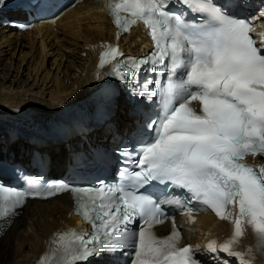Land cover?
Instances as JSON below:
<instances>
[{"label": "snow or ice", "instance_id": "obj_1", "mask_svg": "<svg viewBox=\"0 0 264 264\" xmlns=\"http://www.w3.org/2000/svg\"><path fill=\"white\" fill-rule=\"evenodd\" d=\"M105 7L117 39L142 22L154 46L144 58L120 60V49L106 45L99 59V69L115 61L107 75L124 81L132 95L156 98L133 135V150H121L131 167L114 182L90 187L38 176H25L20 187L0 182V225L10 224L29 198L67 192L93 230L55 233L37 264H81L118 250L130 256L127 264H203L191 245L179 246L174 218L166 237L154 227L169 219L165 205L181 209L190 223L193 213L210 210L233 225L219 251L251 264L252 249L235 246L250 228L264 256V166L244 162L264 157V34L259 45L251 35L257 17L217 0H105ZM145 65L156 75L140 84ZM206 247L217 252L215 241Z\"/></svg>", "mask_w": 264, "mask_h": 264}, {"label": "bare ground", "instance_id": "obj_2", "mask_svg": "<svg viewBox=\"0 0 264 264\" xmlns=\"http://www.w3.org/2000/svg\"><path fill=\"white\" fill-rule=\"evenodd\" d=\"M104 3L105 0H85L55 23L24 33L0 25V123L6 122L11 127L6 135H0V156L28 163L27 159L36 149L54 175L70 162L71 148H86L87 144L106 147L128 133L129 125L137 117L131 114V106L120 94L113 115L101 130L86 135L82 140L64 139L66 130L99 114L98 107L103 103L99 88L109 67L98 68L100 55L105 50L103 46L115 44L122 53L140 55V46L146 44L141 30H131L128 35L120 33L117 39L118 32L112 27L111 19L103 8ZM262 13L264 0H261L260 11L261 32L264 33ZM55 47H58L56 58L51 66H56V73L49 79L45 61L48 51ZM17 53V62L12 65L11 61ZM5 56H9L8 59ZM2 61L6 63L2 65ZM98 71L101 73L99 80L96 78ZM71 105L79 113L63 115L61 112ZM38 113L48 116L53 113V125L46 127L47 133L40 126L32 128L34 123L30 119ZM14 124L21 125L20 128L25 126L27 130L32 128V134L26 136L21 130L18 132ZM48 129L56 133H49ZM250 161L264 166V158ZM71 209L72 203L67 194L45 202L27 201L10 224L0 225V264H33L48 249L55 233L77 223ZM231 231V223L202 215L188 229L183 242L198 247L215 241L220 247ZM249 248L252 254L246 259L251 264H264L246 230L236 250ZM231 257L232 264H239L235 261L238 260L236 257Z\"/></svg>", "mask_w": 264, "mask_h": 264}, {"label": "rangeland", "instance_id": "obj_3", "mask_svg": "<svg viewBox=\"0 0 264 264\" xmlns=\"http://www.w3.org/2000/svg\"><path fill=\"white\" fill-rule=\"evenodd\" d=\"M59 38L61 39L60 36H59ZM57 48L58 47H55V49L49 50L48 54H47V57H46L45 70H46V72H49V79L52 78L51 76H54L55 73H56V66L53 65V67H52L51 66V62L56 58L55 52H56ZM25 51H27V50H25ZM62 53H63V51H62ZM7 57H9V56H5V59H8ZM18 57H19V54L17 53L15 55L14 60L11 61L12 65L16 64ZM57 60L58 59H56V62H57ZM63 62H64V60H63ZM5 63H6L5 61H2L1 64L3 65ZM66 109H67V111H66ZM61 113L66 116V115H72V114H75V113H79V110L78 109L75 110L74 106L71 105L69 107H66ZM51 115L48 116V115H46V113H38V114L35 115L36 117L32 116V118L30 119L31 123H34L32 128L33 127L34 128H38V126H40V127L44 128V131L47 133V131H46L47 128L46 127H50V126L53 125V123L51 122V119L53 118V116H51ZM77 116H74V117H77ZM14 126L16 127L18 132H19V130H21L22 134H25L26 136H30L32 134V128H29V130H27V127H25V126H24V128H20L21 125H15L14 124ZM10 128L11 127L6 122L5 123H0V135L1 136L6 135ZM48 132L52 133V134L56 133L54 130H49V129H48ZM33 135H36V134H33Z\"/></svg>", "mask_w": 264, "mask_h": 264}]
</instances>
